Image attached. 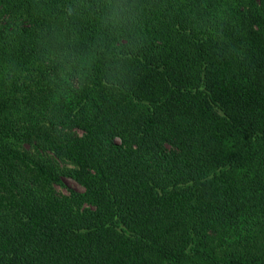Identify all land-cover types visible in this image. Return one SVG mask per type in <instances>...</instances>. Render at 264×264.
Wrapping results in <instances>:
<instances>
[{"label":"trees","instance_id":"trees-1","mask_svg":"<svg viewBox=\"0 0 264 264\" xmlns=\"http://www.w3.org/2000/svg\"><path fill=\"white\" fill-rule=\"evenodd\" d=\"M104 2L0 0V264H264V0Z\"/></svg>","mask_w":264,"mask_h":264},{"label":"clouds","instance_id":"clouds-1","mask_svg":"<svg viewBox=\"0 0 264 264\" xmlns=\"http://www.w3.org/2000/svg\"><path fill=\"white\" fill-rule=\"evenodd\" d=\"M98 19L110 33H133L138 23V9L127 0H105Z\"/></svg>","mask_w":264,"mask_h":264},{"label":"rangeland","instance_id":"rangeland-1","mask_svg":"<svg viewBox=\"0 0 264 264\" xmlns=\"http://www.w3.org/2000/svg\"><path fill=\"white\" fill-rule=\"evenodd\" d=\"M83 190V188L77 184L74 180L66 178L63 186H58L57 189L61 193H67L69 189Z\"/></svg>","mask_w":264,"mask_h":264}]
</instances>
